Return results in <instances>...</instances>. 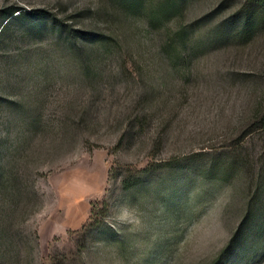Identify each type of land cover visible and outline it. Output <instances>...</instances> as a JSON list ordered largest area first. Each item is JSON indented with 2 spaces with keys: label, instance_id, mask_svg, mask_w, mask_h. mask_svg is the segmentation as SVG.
I'll return each instance as SVG.
<instances>
[{
  "label": "rangeland",
  "instance_id": "374dc122",
  "mask_svg": "<svg viewBox=\"0 0 264 264\" xmlns=\"http://www.w3.org/2000/svg\"><path fill=\"white\" fill-rule=\"evenodd\" d=\"M162 1L0 0V264H210L240 226L228 264H264V32L215 42L242 0Z\"/></svg>",
  "mask_w": 264,
  "mask_h": 264
},
{
  "label": "trees",
  "instance_id": "16d2710c",
  "mask_svg": "<svg viewBox=\"0 0 264 264\" xmlns=\"http://www.w3.org/2000/svg\"><path fill=\"white\" fill-rule=\"evenodd\" d=\"M124 9L128 10H137L138 7L143 3V0H119ZM175 2L173 0H165L162 1L161 4L156 8V10H152L153 12L149 16V20L151 22L155 20H160V15L164 16L165 10L167 8H173ZM2 16L5 19L15 18L20 19L24 16L20 7H12L9 10H2ZM17 13L15 16L13 14ZM217 11H212L209 16H214ZM38 11L35 15L36 18H40ZM53 20V19H52ZM54 21H52L53 23ZM232 24L235 25L233 30L234 34L232 36L233 39H236L238 42L243 45H247L253 42L258 35L264 32V0H242L241 5L237 8V10L232 13L230 16L221 19L218 21L216 25V35L215 42L226 37L228 30ZM60 30L62 31V27L60 26ZM222 30V31H221ZM66 35L69 38V41L73 43L78 39L82 42L84 41L87 44H100L105 40L109 39L106 35L98 34L92 31L87 30H72L66 29ZM166 42L169 44L170 50H175L176 46L184 47L188 45V50L190 48V44L193 42L191 35L187 31L186 28H177L175 31H172L168 34ZM167 44V45H168ZM264 78L257 77L256 80H250L251 83L259 87L257 82ZM258 93L253 95V109H252V126L257 127V129L264 130V85L263 89L260 87ZM135 185V183L129 181H123L122 187L123 190H129ZM98 221L95 219L91 222V227H96ZM241 226L232 234L229 238L226 245L219 251L216 257L211 261L210 264H228L229 259L235 253L239 245L241 244Z\"/></svg>",
  "mask_w": 264,
  "mask_h": 264
}]
</instances>
